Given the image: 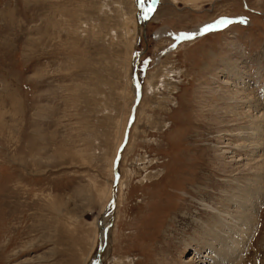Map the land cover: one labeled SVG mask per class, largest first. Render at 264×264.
<instances>
[{"label":"rangeland","instance_id":"1","mask_svg":"<svg viewBox=\"0 0 264 264\" xmlns=\"http://www.w3.org/2000/svg\"><path fill=\"white\" fill-rule=\"evenodd\" d=\"M247 209L228 255L207 234ZM102 246L101 264H264V0H0V264Z\"/></svg>","mask_w":264,"mask_h":264},{"label":"bare ground","instance_id":"2","mask_svg":"<svg viewBox=\"0 0 264 264\" xmlns=\"http://www.w3.org/2000/svg\"><path fill=\"white\" fill-rule=\"evenodd\" d=\"M228 24H229L228 21H225V23L222 24V25L214 24L212 29L213 30L214 29H221V28H224L225 26H227ZM204 28H205V26L201 27L197 32H194V34H192V35H194V37H195V36H198L201 33L206 32V31H203ZM223 83H227V82L223 81ZM259 129L260 128H258L257 126H254L253 131L251 132V134L249 136L261 137V133H260ZM251 130H252V128H251ZM121 187H123V185H121ZM255 205H256L255 202L251 205V207L253 208V210L255 209ZM248 206L249 205H246V207H248ZM243 207H245V206H243ZM253 210L252 211H250L248 209L246 210V211H250V216H249V219L248 220H247V217L244 216V215H240L239 217L233 218V217H230V215L228 214V212L226 213L225 211H218L219 218L217 219V223H215V224H218L217 226L220 227L222 229L221 231L223 233H226V234L225 235L217 234V233H215V231L211 230L207 234L208 235L207 238L213 240L214 242H216L218 244H221L222 246H224V248L226 249L228 255L229 254H232L233 251H234V248H231V246L229 244H231V243L233 244L234 241H231V239L233 238L234 235H238L239 238H241V241L245 239L246 230H248V227H247L248 224H250L251 222H253V223L255 222V215H254ZM228 219H230L232 221V223H229L228 222ZM103 222H102V224H103ZM201 226H202V228H206V227H210V224L207 223V222H204V223H202ZM226 243H229V244L224 245ZM230 250H233L232 253H229ZM236 251H237V249L235 250L234 253H236ZM221 257L224 258V256H221Z\"/></svg>","mask_w":264,"mask_h":264},{"label":"water","instance_id":"3","mask_svg":"<svg viewBox=\"0 0 264 264\" xmlns=\"http://www.w3.org/2000/svg\"><path fill=\"white\" fill-rule=\"evenodd\" d=\"M153 8V7H152ZM144 21L148 20V16L147 18L143 19ZM138 67H139V58L136 59V62H135V72H134V83H135V86H136V89H137V95H138V100L140 99V96H141V90H140V85H139V78H138ZM137 100V102H138ZM134 120V115L132 117V120L131 122H133ZM117 186L118 184L115 185V189H114V192H117ZM115 201V198H113L112 200V205L114 206L115 203H113ZM107 231H108V228H104V234H102V236H105L107 235ZM103 251V246L100 248V250L98 251V254L95 256V258L90 262V264H101V253Z\"/></svg>","mask_w":264,"mask_h":264},{"label":"snow or ice","instance_id":"4","mask_svg":"<svg viewBox=\"0 0 264 264\" xmlns=\"http://www.w3.org/2000/svg\"><path fill=\"white\" fill-rule=\"evenodd\" d=\"M153 3H155V0H153ZM142 7H143V5H142ZM215 23L217 25H222V24L225 23V21L223 19H221V20L216 21ZM212 28H213V25L212 24H208V25L205 26L203 31H209V30H212Z\"/></svg>","mask_w":264,"mask_h":264}]
</instances>
